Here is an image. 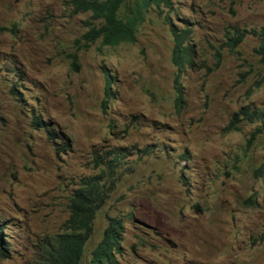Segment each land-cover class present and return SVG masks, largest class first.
I'll list each match as a JSON object with an SVG mask.
<instances>
[{"label":"rangeland","instance_id":"1","mask_svg":"<svg viewBox=\"0 0 264 264\" xmlns=\"http://www.w3.org/2000/svg\"><path fill=\"white\" fill-rule=\"evenodd\" d=\"M73 1L0 0V264H34L75 184L101 170L115 188L84 262L116 220L113 264H264V133L248 145L257 123L228 129L242 107L264 110L259 41L231 46L264 27V2L171 0L111 47L85 38L96 22ZM172 29L195 52L181 72Z\"/></svg>","mask_w":264,"mask_h":264},{"label":"trees","instance_id":"2","mask_svg":"<svg viewBox=\"0 0 264 264\" xmlns=\"http://www.w3.org/2000/svg\"><path fill=\"white\" fill-rule=\"evenodd\" d=\"M129 2L130 0H74L75 13H91V19L96 22V25L89 28L85 38L90 42L100 40L102 46L111 47L134 43L138 27L144 19V12L153 8L161 13L163 9H170L172 4L171 0H133L129 7H125ZM122 8H125V11H121ZM188 31V29H172L174 38L172 63L179 72L185 67L194 65L195 52L191 45L186 43ZM249 34L259 41L256 52L264 62V27L258 30H237L236 36L231 39V46H237ZM107 81L109 85V77ZM177 93V104H179L182 101L181 88H177ZM242 122L258 124L250 134L248 140L250 145L258 134L264 133V110L251 106L242 107L233 114L228 129L236 130ZM145 151L144 155H148L147 149ZM123 157L124 155L116 153L111 160L100 162L108 174H113L120 166ZM108 176L104 170H101L97 175L79 179L69 195L68 217L63 224L62 232L42 243L34 264H113L115 262L114 255L119 252L121 235L119 232L121 225L116 220L112 221L101 241L91 251L90 260L84 262L85 246L92 236L94 220L115 188L114 179ZM1 231L2 229H0V256L7 258L2 253L4 248H2Z\"/></svg>","mask_w":264,"mask_h":264}]
</instances>
